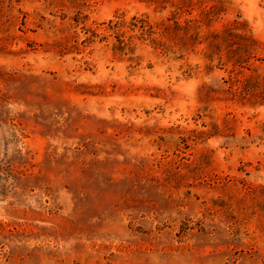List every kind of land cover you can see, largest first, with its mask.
<instances>
[{
    "label": "rangeland",
    "instance_id": "obj_1",
    "mask_svg": "<svg viewBox=\"0 0 264 264\" xmlns=\"http://www.w3.org/2000/svg\"><path fill=\"white\" fill-rule=\"evenodd\" d=\"M225 28L264 77V0H0V264H264Z\"/></svg>",
    "mask_w": 264,
    "mask_h": 264
},
{
    "label": "trees",
    "instance_id": "obj_2",
    "mask_svg": "<svg viewBox=\"0 0 264 264\" xmlns=\"http://www.w3.org/2000/svg\"><path fill=\"white\" fill-rule=\"evenodd\" d=\"M208 48L225 52L226 61L220 58L219 63L230 67L225 82L228 94L240 101L264 105V77L256 72L243 73L244 70L250 71L249 63L256 58L259 43L246 33L239 35L225 28L222 33L211 34ZM257 60L260 61L259 58Z\"/></svg>",
    "mask_w": 264,
    "mask_h": 264
}]
</instances>
